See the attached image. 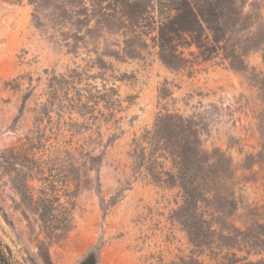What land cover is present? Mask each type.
Returning <instances> with one entry per match:
<instances>
[{
	"label": "rangeland",
	"instance_id": "374dc122",
	"mask_svg": "<svg viewBox=\"0 0 264 264\" xmlns=\"http://www.w3.org/2000/svg\"><path fill=\"white\" fill-rule=\"evenodd\" d=\"M0 239L264 264V0H0Z\"/></svg>",
	"mask_w": 264,
	"mask_h": 264
},
{
	"label": "trees",
	"instance_id": "16d2710c",
	"mask_svg": "<svg viewBox=\"0 0 264 264\" xmlns=\"http://www.w3.org/2000/svg\"><path fill=\"white\" fill-rule=\"evenodd\" d=\"M0 264H14L10 250L2 243L0 239ZM81 264H95L94 258L89 255Z\"/></svg>",
	"mask_w": 264,
	"mask_h": 264
}]
</instances>
